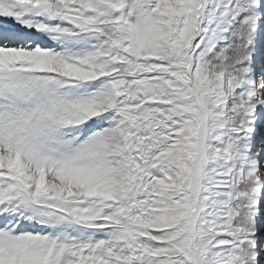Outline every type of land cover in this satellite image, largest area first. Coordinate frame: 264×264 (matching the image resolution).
<instances>
[{"label": "snow or ice", "instance_id": "obj_1", "mask_svg": "<svg viewBox=\"0 0 264 264\" xmlns=\"http://www.w3.org/2000/svg\"><path fill=\"white\" fill-rule=\"evenodd\" d=\"M0 264H264V0H0Z\"/></svg>", "mask_w": 264, "mask_h": 264}]
</instances>
